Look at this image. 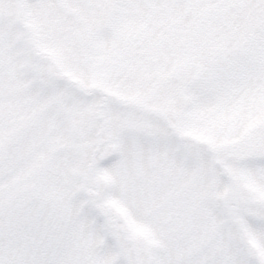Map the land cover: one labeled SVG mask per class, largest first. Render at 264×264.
<instances>
[{"label": "snow or ice", "instance_id": "snow-or-ice-1", "mask_svg": "<svg viewBox=\"0 0 264 264\" xmlns=\"http://www.w3.org/2000/svg\"><path fill=\"white\" fill-rule=\"evenodd\" d=\"M0 264H264V0H0Z\"/></svg>", "mask_w": 264, "mask_h": 264}]
</instances>
